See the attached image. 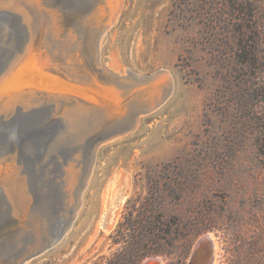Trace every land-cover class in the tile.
Masks as SVG:
<instances>
[{
  "label": "rangeland",
  "instance_id": "374dc122",
  "mask_svg": "<svg viewBox=\"0 0 264 264\" xmlns=\"http://www.w3.org/2000/svg\"><path fill=\"white\" fill-rule=\"evenodd\" d=\"M10 1L0 0V85L34 34L31 12ZM39 3L41 28L71 37L123 108L74 127L71 108L97 93L42 66L50 85L41 74L24 83L39 102L0 111L4 174L29 195L21 216L4 175L0 264H264V0Z\"/></svg>",
  "mask_w": 264,
  "mask_h": 264
},
{
  "label": "bare ground",
  "instance_id": "6f19581e",
  "mask_svg": "<svg viewBox=\"0 0 264 264\" xmlns=\"http://www.w3.org/2000/svg\"><path fill=\"white\" fill-rule=\"evenodd\" d=\"M111 2H112L111 8L112 10H114L117 4V0H111ZM9 4L10 6H15L21 10H25L26 13H29V11L31 12L29 14L31 18L29 19L32 22L34 34H33V38H31L33 39V41L31 43L32 46L30 51L26 52L27 54L24 53L22 57L18 58V60L15 62L13 67L10 69V71H8V74L4 76L5 80L1 82L0 87L1 88L5 87L4 89H9L10 93H0V111L5 110V113L9 114L14 110V107L18 102L26 105L27 107L31 106L32 104H37L39 102L37 96H39L38 94L40 92L36 93L35 90L37 89L30 90L27 88V86L25 88L24 83L26 84V83L34 82V80H36L35 74H41V77L38 80L40 83L39 82L38 83L41 84L44 82V85H50L51 79L48 76V73L46 74L44 72L42 66H44L43 68L45 70L47 71L50 70L52 72H53L52 68L55 66L57 70L60 71L61 69L62 71L68 73V75L70 76V79L72 81L71 84L72 83L73 84L67 87L69 88V90L72 89L77 90L78 88L80 92L89 93L88 87H90L92 89L91 90L92 92L94 91V93H97L96 94L97 96L95 95V97H97L98 99H93L96 100V102H94L92 105L91 103L88 104L86 101L81 100V102L77 107L71 108V110L73 111L72 119H74L73 121L75 122V123L73 122V124H75L74 127H78L80 128V130L81 129L83 130V128L89 126V129L92 130L94 128H97L98 126L103 125L105 122L107 121L109 122L110 120L114 119L115 115L117 116V114L121 111V108H123L122 105L123 99L120 94L121 92L118 90L116 86L102 88L100 85H98L96 81L93 80V78L90 76V73L84 70L83 67L86 66L84 65V62H82L81 56L77 52H75L74 49H72L73 45L70 40L71 37L62 39V33L60 32L61 29L59 27L56 28V26H53L55 27V29H50L49 27L48 30H44V28L43 29L41 28L40 21H43L44 23L46 22V18H44L45 17L44 10L42 14V11L37 12L34 9L35 7L37 8L39 7L40 4L39 0H37V3H35V0L34 1L11 0ZM53 19L54 21L57 22V20H55L56 19L55 17ZM50 31L54 32V37H49ZM48 44L57 48L61 57L55 55L54 49L52 47H49ZM37 47L40 48L41 51V55H40L41 58L39 57L41 60L37 57L38 54ZM64 59L65 62L64 64H62L61 62ZM56 60L58 61V63L56 62L57 65L54 64ZM62 71H60V73H62ZM52 75L53 74H51V76ZM149 78L151 79L153 78V76ZM56 80L58 79H55V81ZM57 83L59 84V82ZM63 85L65 87V85L67 86L68 84H63ZM33 87H37V86H33ZM39 89L41 90V88ZM51 89H49V92H51L50 91ZM84 89H86L87 91H84ZM58 90L59 89H57L56 92ZM149 92L154 93V90L150 89ZM90 105L93 106L94 108H91ZM1 162L2 161H0V182L4 180V175H5L4 173L6 170V168L3 166ZM5 179L8 181V185H7L8 187L6 186V189H8L7 191H9L13 201L18 206V213L20 215L24 214V208L26 207V205L29 204L28 203L29 195L25 189L23 178H21L16 173L13 175H9L6 172ZM114 222L115 220L111 222L106 220L103 224L106 229H109L114 225Z\"/></svg>",
  "mask_w": 264,
  "mask_h": 264
},
{
  "label": "water",
  "instance_id": "95a60500",
  "mask_svg": "<svg viewBox=\"0 0 264 264\" xmlns=\"http://www.w3.org/2000/svg\"><path fill=\"white\" fill-rule=\"evenodd\" d=\"M212 261H213V259H210V260L208 259L207 262H206L205 264H211Z\"/></svg>",
  "mask_w": 264,
  "mask_h": 264
},
{
  "label": "trees",
  "instance_id": "16d2710c",
  "mask_svg": "<svg viewBox=\"0 0 264 264\" xmlns=\"http://www.w3.org/2000/svg\"><path fill=\"white\" fill-rule=\"evenodd\" d=\"M139 259H140V257H139Z\"/></svg>",
  "mask_w": 264,
  "mask_h": 264
}]
</instances>
